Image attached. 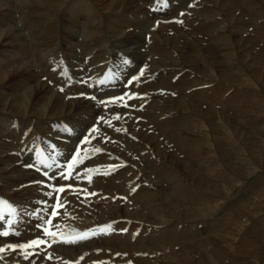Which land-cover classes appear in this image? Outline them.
I'll list each match as a JSON object with an SVG mask.
<instances>
[{"label": "bare ground", "instance_id": "1", "mask_svg": "<svg viewBox=\"0 0 264 264\" xmlns=\"http://www.w3.org/2000/svg\"><path fill=\"white\" fill-rule=\"evenodd\" d=\"M140 1H148L150 7L148 8ZM163 1L6 0L0 2V198L7 201V203H0V207L4 204L5 208L0 211V217H2L0 218V245L9 242L23 243L31 238L43 237V232L37 231L36 224L44 225L43 218H47L53 206V197L47 195L51 189L39 183L40 175L30 167L28 162L31 160L27 158V154H31L30 147L34 150H41L44 137L50 139L49 142L53 143L54 141L60 147V154L71 150L73 146L75 147L78 140L62 141L63 139L59 137L54 139L51 129H62L65 122L73 121L75 130L80 131L79 135L85 133L89 125L97 122L99 130L93 134L95 139L90 146L93 148L102 145L105 151L102 152V148H100L96 157L88 162V166L93 165L94 161L97 162V166L93 165L92 170L106 166L102 164L104 162L110 165L103 169L106 172L104 177L100 176L94 179L92 177L93 181H89L97 189L104 190L103 193L97 194L99 197L91 198L95 208L104 212V215L97 214L94 215L95 218L90 219V217H83L86 210L78 213L80 220H83L82 230L91 228L94 233L92 236L102 237V239L88 241L82 249H79V246L59 248L63 245L61 244L52 248L56 250L55 253L51 251L54 254L50 250L43 253L38 252L44 258L45 254L50 253L51 258L47 260H50L52 264H66L63 262L66 255H79L81 250L86 249L82 264L102 258H108L106 264H155L154 261L159 264L171 263L172 250L158 255L156 252L158 242L170 236L186 238L185 236L191 233V228L196 224L204 223L201 222L202 215L212 207L221 204L220 198H222V205L226 203L227 197H230L227 196V192L231 183L223 184L219 168L213 169L217 176L213 189L215 194H209L204 202L193 201L200 192L192 182L189 181L190 186L181 184L184 182L177 185H183L180 197H182L181 193H190L191 195L190 197L186 196L188 205L185 206V210L187 213L198 216L194 220L182 219L183 216H188L183 212H181L182 216L178 215L179 205H175L173 201L167 199L166 195L170 193V186H165L164 182L172 184L173 171L176 169L173 155L177 148L181 149V146L177 144L178 132L180 139L183 138V143L187 147L192 144L196 145L198 141L209 144L210 148L200 147L201 145L196 147L197 155L201 160L206 155H211L213 158L212 153L215 156L220 155L211 141L217 135L219 139L225 138L228 142L236 140L232 125L236 127L235 119L238 118L234 119L233 115L246 113L244 117H247V121L245 120L247 125L252 128L254 124H260L263 126V128L260 127L263 129L260 134L264 133V112H260L257 116V111H252L251 107L249 108L245 103L247 100L254 102L253 104L257 102L263 105L262 109H264V84L256 80L255 73L240 72L243 69L242 65L244 68H251L250 63L255 58V54L251 52L253 47L250 45V41L257 33L261 32V29L264 31V21L258 29L247 32V36H242L241 33L246 29H243L241 24H248L251 19L241 20V15L235 17L234 10L237 8V6H233L236 4L235 0H202L199 3L200 8L192 10V18L186 17V24L175 26L159 22L161 24L156 25L158 29L152 31L148 40L146 39L147 44L144 42L146 47L143 45V41H145L143 35L145 34H142V29L131 28V26L138 22L150 23L154 20L153 13L166 15L164 9H155V4ZM185 1H190V4L194 5L193 0H167L166 7L171 8V13L174 15L179 9L185 8ZM13 8H15V12H19L18 17L21 20L19 28L15 25L14 16L12 17ZM253 14L255 13L251 12V15ZM143 16L145 20H143ZM257 16L264 17L260 11H257ZM164 19L166 18L164 17ZM224 19L229 21L228 28H225L223 24ZM83 23L84 28L82 33H79V28ZM138 42L147 48L148 54L143 51L142 47L135 46ZM81 45L85 47L86 51L88 48L98 46V49H91L87 52L94 55L90 60L93 63L112 59L113 56L120 54L129 56L127 60H131L132 63L117 68L118 74H120L119 78L126 75V71L130 70L135 62H142L147 58V68L146 71L144 70L146 73L140 78L141 83L138 89L141 88V91L147 94L148 102L143 108H148V110L121 109L119 116L113 120L114 123H106L105 121H110L109 118L115 116L119 111L117 107L103 109L97 101H92L91 96L86 98L88 95H79V93L85 92V89L80 88L79 83H73L74 85L72 84V88L68 91L62 90L66 94L55 91L33 68L31 63L32 61L35 63V60L29 62L23 59L28 54L32 58L38 59L45 65V69L54 70L50 71L52 74H60V77H57V80L60 81L63 79V77L61 78L63 67L65 71L67 67L72 73L78 74L80 69L77 64L82 52ZM237 54L239 56L246 55L247 58L239 59ZM112 62L115 64L114 60ZM135 69L137 66L132 69V72ZM175 75L176 78H171ZM147 77H150L149 82L146 80ZM126 79L127 77L124 78V80ZM61 82L63 84V81ZM119 82L116 81V83ZM206 84L208 86H204ZM134 86H132V90ZM226 89H231L227 96H225ZM92 111L96 112L92 113ZM97 113L104 120L98 119L95 122ZM259 115L261 116L259 117ZM5 121H7V127L3 124ZM12 123H17V126L11 128L10 124ZM25 128H28V132L24 133V130H27ZM164 128H172L173 131ZM211 132L217 135L207 140L204 139ZM101 133L107 136V142H103L104 136ZM34 135L35 137L32 138ZM160 135H163L164 138L161 139ZM244 135L240 139L245 140ZM185 136H189L190 139L187 140ZM248 136L246 137L249 140ZM13 138L21 143H16ZM250 140L245 144L246 149L251 148L253 140ZM256 140L264 141V136ZM39 144L40 147H38ZM241 149L236 147V156L248 155L247 153L243 154L245 149ZM106 150H109L110 154H107ZM81 155L83 154L81 153ZM31 165L33 166V164ZM64 165L65 160L57 173H62ZM77 166L78 164L75 166L74 172L78 175L73 174L70 180L83 182L82 180L85 181L84 177L88 173L79 174V170H76ZM225 171H227L228 178L235 176L232 170L227 168ZM246 175L241 177V181L233 184L232 192L239 193L234 199L244 197L250 200L261 195L258 187L254 189V195L249 196L247 193L255 184H262L264 187V170L255 168ZM160 176L164 178V181L159 180ZM58 177L61 178L60 175H57L55 183L63 184V180H59ZM170 177L172 178L169 180ZM116 178H122V180L118 182L119 179L116 181ZM26 182H31V184H26ZM52 182L51 179L48 180V183ZM84 184L89 185L88 183ZM137 185L139 186L137 187ZM115 187L116 189H113ZM133 188L136 190L132 191ZM125 189L131 200L122 202L119 198H111L114 196L113 192ZM66 193V195L63 193V197L67 196L64 199L69 197L68 201L76 203L89 201L80 199L77 195H71L72 192L66 191ZM104 193L109 196L103 197ZM212 195L221 197L214 198ZM141 198H143L142 201H140ZM45 200L47 204H42L41 201ZM134 201L138 203L139 208L135 211L137 216L131 217L127 214V206ZM119 204L126 207L125 214L122 216L115 215L117 209L115 206ZM9 205L13 207L10 208ZM85 207L88 208L87 205ZM15 210L16 213L20 210L22 215H25L23 221H16L15 217H12ZM69 214L71 216L65 219L67 220L66 229L74 216L71 211ZM116 218L119 219L115 220ZM9 219L13 221L12 225L8 224ZM147 223L156 225H147ZM105 225H111V230L101 231ZM165 225L169 226L164 233L155 235L156 231H152L149 234L152 229L161 232ZM207 227L209 230L205 232L211 231L215 234V229H218L219 225H208ZM5 228H9V234L7 237H2L1 232ZM121 229H127V231L122 232ZM144 231H147V235H144ZM207 235L208 233L203 235V238ZM197 239L201 240L202 238L197 237ZM259 242L262 243L264 240H259ZM168 243L169 241L165 240L163 245ZM200 244L202 247L203 241ZM94 248L102 250H94ZM132 249L137 253L146 251V260L138 254V257H133L128 261L127 256L122 254L125 250L131 252ZM181 251L185 254L186 264H197L189 253L191 249L188 244H185ZM115 253L118 254L116 258L113 257ZM13 255L14 253L9 249L0 253L1 264H12L10 261H13ZM60 255L62 258L58 260ZM33 260L34 258L30 261L31 264H37L42 260L44 264H48V261L41 256L38 261ZM213 261L214 264H221V259L217 257H214Z\"/></svg>", "mask_w": 264, "mask_h": 264}, {"label": "rangeland", "instance_id": "2", "mask_svg": "<svg viewBox=\"0 0 264 264\" xmlns=\"http://www.w3.org/2000/svg\"><path fill=\"white\" fill-rule=\"evenodd\" d=\"M1 1H6V0H0V2ZM13 1H16V0H13ZM140 2L141 3L143 2L146 6H148V8L150 7L148 1L147 2L140 1ZM187 2H188L189 6L192 5V4H190V1H187ZM187 2L185 1L186 4H187ZM235 2H236V4L233 5V6H237V8L234 10L235 15H237V16L241 15L240 16L241 20H248L249 18L251 19L250 23H248V24L242 23L241 24L243 29H248V30L252 29L251 30L252 32L254 31V29H258V27H260V25L262 23V20L257 15H254V14L251 15V12L254 13L255 11L259 10L264 15V2L257 3L256 0H235ZM13 9H14V11H12V12H14V13H12V17L14 16L13 19H14L15 25L19 28V26L21 27V22H20L21 20L18 19L19 18L18 17L19 12H15V8H13ZM244 12H245V14L242 15V13H244ZM176 14H174V15H176ZM163 18H164V16L159 18L160 22L168 23V22H166L167 19H164L165 20L164 21ZM17 19H18V22H17ZM143 20H145L144 16H143ZM151 20H153V19L151 18ZM19 23H20V25H19ZM152 24H153V21H151L148 24L138 22V23H134V25H132L131 28H134V27L138 28V29L140 28V30L142 29V34H145L146 27L149 30V27ZM156 25H158V23H156L154 25L155 28L158 27ZM249 26L252 28L250 29ZM143 27H144L145 31H143L144 30ZM79 33H82L81 27L79 28ZM263 34H264V31H262V29H261V32L257 33L253 37V39L250 41V45L253 47V48H251V52H254V54H255V58L250 63L251 68L250 69L244 68V65H242L243 69L240 70V72L255 73L256 74V80H258L262 84H264V55H263L264 44L263 45L261 44V41H263V43H264V35ZM149 35L150 34H148L146 36V38L143 39V40H145V41H143L144 46H146V44H147V40H148ZM144 36L145 35H143V38H144ZM78 43H77V45H78ZM206 44H208L207 41H206ZM79 45H80V43H79ZM136 45H138L139 47H142L143 51H146L148 54L147 48H144V46L141 45V42L136 43L135 46ZM80 48H81L82 52L79 55V61H78L77 67L79 66V69L81 71L79 70L78 74L75 72L72 73L70 71V69H68L66 67V71H65V69L63 67V70L61 73L62 74L61 78L63 77V79L60 81L57 80V77L59 78L60 74H57V73L52 74L51 72H53L54 70L53 69H45V67H44L45 65L42 62H40L38 59H36L34 57L32 58V56L29 54L27 56L23 57V59L26 61H29V62L32 60H35L34 61L35 63H33V61H32L31 64H32L33 68H35V70H37V72L40 73L41 78L46 80L49 83V85L52 86V88L55 91L66 94L63 91H65V90L68 91V89L72 88V86L75 83L76 84L79 83L78 85L80 86V88L81 89L83 88L86 90L87 82H83L81 79V77L84 76V72H85V70L83 68H85L87 65L86 68H88L90 71H92L90 64H95V62L93 63L92 61H90L91 59L89 60V64H88V61L84 62L82 60L85 58V55L88 53L85 50V47H83V45H81ZM4 51H7V50H4ZM146 52H144V53H146ZM124 56H125V58H124ZM237 56L239 59L247 58L246 55L245 56H239L237 54ZM127 57H129V56H126L125 54H120L118 56L117 55L113 56L112 59H108V62L110 63V65L113 66L112 75H117L118 74L117 68H122L125 64H127L126 63ZM146 59H144V61H142V62H140V61L135 62V65L132 66V68L130 70L126 71V75L117 79L118 82L120 81L119 83H116V81L113 79H111L109 81L110 86L115 91H117V95L122 94V92L133 91L132 86L135 85V82L127 89L123 86V83L126 81V80H124V78H126V77L128 78L130 76V74H134V73L137 74L138 73L137 71L139 70L140 67H142V66L144 67L145 65H147ZM112 60L115 61V64H114V62H112ZM121 61H122V63H121ZM147 62H148V60H147ZM116 63H119L120 65L118 66ZM84 64H86V65H84ZM136 66H137V69H135V71L132 72V69L135 68ZM41 67H42V69H41ZM81 67H82V69H81ZM146 68H145V71H146ZM40 70H41V72H40ZM47 73H49L50 75L49 74L47 75ZM65 73L68 75V77ZM144 73H146V72H144ZM54 75L55 76L57 75V76L55 77ZM171 78H174V77H171ZM61 81H63V84ZM80 81H81V83H80ZM121 82H122V86L120 87ZM66 83L68 84V86ZM137 89H138V87H137ZM89 91H94V92L98 93V88L94 87V88L90 89ZM139 91H140V93L144 92V91H141V88ZM111 93H112V91H110L108 89V87L104 86V92L100 93L99 98L96 97V99H92V101L93 100H95V102L101 101V100H103L101 97H103L104 94H105L104 96H107ZM66 96L68 97L70 95H66ZM141 101L142 100H140V99L136 100L135 105L140 104ZM239 101H242V100H239ZM245 103L248 105L249 108L251 107L250 109L252 111H257L256 112L257 116L260 112H264V109H262L263 105H261L260 103L256 102V104H253L254 102H249L248 100ZM98 105L101 106L100 104H98ZM212 105L216 106L219 104H212ZM143 109H145V111L148 110V108H143ZM139 111H141V110H139ZM95 112L96 111H92V113H95ZM104 112H106V111H104ZM122 113H123V111H122ZM250 113H252V112H250ZM245 114L246 113L241 114V115L236 114L238 117L236 115H233L234 119L238 118V119H235L236 127H234L232 125L233 135H235L236 140H231L230 142H228L225 138L219 139V136L213 132H211L210 134H208L204 138L207 140L208 138H211V137L217 135V137L212 138L211 141L213 142V146L216 148L217 152L220 153V155L215 156L212 153L213 158H211V155H206L204 157V159H202V160L199 159L200 156L197 155L198 151H196V147H199L201 145L200 147L203 146V148H207V147L210 148V146H208L209 144L202 143V142L198 141V142H196V145L192 144V146L187 147V145L183 143V138L180 139L179 132H178L177 144L179 146H181V149L177 148L174 152V155H173L174 161L176 162V165H175L176 169L173 171V176H172L173 180H171L172 184L169 185L168 182H166V181L164 182L165 186L166 185H167V187L170 186L169 187L170 193L168 192L169 195H166L167 199L169 201H173V203L175 205H179L180 211L177 212L178 215L182 216L181 212L187 214L188 216L182 217V219L187 220V221L197 219V217H198V216H194L193 214L187 213L185 210V206L188 205V198H186V196L190 197L191 195H190V193L189 194L181 193L182 197L179 196L180 191L182 190L181 188L183 185L182 186H177V185L180 184V182H184L183 177H181L180 175H184V178H187L188 181L192 182L193 184H195V186H197V189L199 190L200 194L197 197H195L193 199V201L199 200V202H204L207 200L206 198L209 196V194H215V191L213 189H214L215 178L217 176H216V174H214V171H213L214 168H219L221 170V178L220 179L222 180L223 184H227L228 182H230L231 187H229V190L227 192V196H230V197H227L226 203L224 205H222V198H220L221 204L219 206L217 205V206L212 207L210 210H208V212L206 214L202 215L203 219L201 220V222L205 223L204 226H203V224H201L203 226L202 228H200V226H201L200 224H196L193 228L190 229L191 233L189 235H186L185 236L186 238H184V237H176V238L173 237L172 238L170 236V237H165L164 240L158 242L159 244L157 245V249H156V252L158 255H162V254L166 253L167 251L172 250V253L170 254L172 257V262L168 263V264H186V259L184 257L185 254H183L181 251V249L185 246V244L186 245L188 244V246H190L191 251L189 253L192 255L193 261L196 262L197 264H214L215 263L213 261L214 257L221 259V264H264V242H262V243L259 242V240H264V205H263V203H264V187L262 186V184H260V185L255 184L253 186V188L251 189V191H248L247 195H249V196L254 195V189L256 187L259 188L261 195L257 198L250 199V200H248L244 197H238V198L234 199L235 197H237L239 195V193L235 194L232 192L234 189L233 184H236L238 181H241V177L247 176L246 174H248L251 170H253L255 168H261L264 170V141L256 140L257 138L264 136V133L260 134V131L261 132L263 131V129H261V128H263V126L260 124L255 125L254 123L250 122V123L254 124V126L251 128V126L247 125V123H246L247 117L246 118L244 117V116H246ZM99 115H98V117H99ZM161 116H162V114H161ZM260 116L261 115H259V117ZM98 117L95 119V122L98 121ZM250 121H252V120H250ZM6 123H7V121H5L3 124H5V126L7 127ZM67 123H69L72 126V133L69 134V132H70L69 128L65 124H63L64 128H62V129H59V128L53 129L51 127L52 128L51 131L54 134V139L59 137V138L63 139L62 141H67L68 139H73V141H75V140H77L78 137L81 138V136H83L87 133V131H85V133H82V135H79L80 131L75 130V124L73 123V121L67 122ZM95 124H97V122ZM91 125H93V124H91ZM10 126H11V128H15L17 126V123H12V124H10ZM88 128H90V125L87 127V129ZM25 129H27V130H24V133L26 131L28 132V128H25ZM42 129L44 130L45 128H42ZM164 129L168 130V131H173L172 128H164ZM245 130H247V131H245ZM236 133H238V134L236 135ZM242 135L245 136V140L240 139V138H242ZM246 136L249 137V140L251 138H252L251 140H253L250 149H246V147H245V144L249 141ZM33 137H35V135L32 136V138ZM160 137H161V139L164 138L163 135L162 136L160 135ZM185 138L187 140L190 139L189 136H185ZM237 138H239V139H237ZM79 139L76 143L79 142ZM13 140L16 143H19V144L21 143L20 141L19 142L16 141V138H13ZM20 140H23V138H20ZM30 140H31V138H30ZM206 140H205V142H206ZM49 141H50V139H48L46 137H44L43 141H42V147L41 148L47 152L46 154H43L44 158L41 157V155L38 156L35 153H33L35 150L32 147L29 148V152L31 154H27V158H29V160H31L28 162V163H30V165L33 164V166L35 165L37 167H40L44 172L45 171L48 172L49 176L47 178L44 176H41L42 174H39L37 172L40 175L39 178H41V180H47V181L51 178V176L54 173H57L60 171L61 166L63 164V161L64 160L66 161V159L70 156L73 149H75V147L73 146V148L71 150H68L64 154L63 153L60 154L59 151H58V153L57 152H51L50 147L52 144H54L58 148V150H60V147L54 141H53V143L49 142ZM205 144H207V145L205 146ZM238 144H241V145H238ZM75 146H76V144H75ZM38 147H40V144ZM236 147H239L240 149L241 148L245 149L243 154L247 153L248 155H246V156L244 155L245 158H244V156H236V154H235L237 152ZM19 148H20V146H19ZM20 149L22 150V148H20ZM214 152H215V150H214ZM81 153L84 155V152H81ZM62 154H63V156L65 155V157H63V161H60L62 159L61 158ZM83 155L80 154L81 158L83 157ZM41 160H45L46 162L41 164V162H40ZM49 163L52 165L51 167H49ZM106 163L107 162H104L102 164H104L106 166L110 165V164H108V163L106 164ZM86 165H88V163ZM89 167L91 168L92 165H90ZM227 168L229 170H232L235 173V176L228 178L226 175L227 171H225V169H227ZM91 169H93V168H91ZM161 177L162 176L158 177L159 180L164 181V178L163 177L161 178ZM172 177H170L169 180ZM263 177H264V175H263ZM58 178H59V180H63L60 177H58ZM117 179H119V178H116V181H117ZM121 180H122V178L119 179L118 182H120ZM82 181H83V183H85L84 180H82ZM88 184L90 185V184H92V182L91 183L88 182ZM43 185L45 187H48L47 183H45ZM176 186H177V188H176ZM113 189H116V187ZM126 191H127L126 189L125 190H117L116 192H113V193H114V195L117 193L122 194L124 196V198L123 199L119 198V199H121L122 202H125L126 200H131V198L129 196H127ZM100 192L103 193L104 190L100 189ZM175 195H178V197H175ZM212 196H214V195H212ZM66 197L67 196H64V198H66ZM113 197L111 196V198H113ZM125 197H126V199H125ZM142 197H144V196L142 195ZM216 197H221V196L220 195L214 196V198H216ZM116 198H118V197H116ZM228 198L230 199V201H228L229 200ZM67 199L70 200L69 198H67ZM67 199H65V200L68 202V205L76 204V202H73V201L71 202V201H68ZM142 200H143V198H141L140 201H142ZM111 202H114V201H111ZM115 207L117 208L115 210L116 216H122L125 214L126 207L124 208L120 204L115 206ZM127 208H128V213H127L128 215H130L131 217L137 216L135 214V211L138 210L139 205L136 201L129 204L127 206ZM82 210L83 209L79 210L78 213ZM84 210H86V213L83 215V217H90V219L95 218L94 215H97V214L101 215V216L104 215V212H102L101 210L96 211L93 209V211H91L89 208L84 209ZM78 213L72 217L71 224L69 226H72L74 223H76L78 221L82 224V220H80L81 218L78 216ZM24 216L25 215H22L21 211L18 210V212L15 215H13L12 217H15L16 221H23ZM118 219L119 218H116L115 220H118ZM44 220H45V218H43V222H44ZM115 220H113V221H115ZM111 223H113V222H111ZM147 225H154L155 226L156 224L147 223ZM208 225H212V226L219 225V228L215 229V234L211 233V231L205 232L206 230H209V227H207ZM167 226H169V225H165V227L163 228V230L161 232H158V230H156V229H152L149 232V234L152 231L153 232L156 231L155 235H160V234L165 232ZM39 230L40 229L37 227V231H39ZM201 231H202V233H201ZM144 232H145L144 235H147V231H144ZM206 233H208V235L203 238V235H205ZM197 237H200L202 239L198 240ZM165 240H168L169 243L163 245V242ZM201 241H203L202 247L200 244ZM52 248L54 249V247H52ZM52 248L49 249L50 252L52 251L55 253L56 250H53ZM261 251H263V252H261ZM143 252H146V251H143ZM143 252L137 253L133 249L131 252L125 250L122 255L127 256L128 261H130L133 257H136V256L138 257V254H140L139 256L144 257V259L146 260L145 256L141 255ZM54 253H52V254H54ZM154 262H155V264H159L156 261H154ZM0 264H1V262H0ZM27 264H31V262H29Z\"/></svg>", "mask_w": 264, "mask_h": 264}, {"label": "snow or ice", "instance_id": "3", "mask_svg": "<svg viewBox=\"0 0 264 264\" xmlns=\"http://www.w3.org/2000/svg\"><path fill=\"white\" fill-rule=\"evenodd\" d=\"M165 3H167V0H165ZM181 23H183V21L181 20L180 21ZM126 63L128 64H131L132 61L131 60H126ZM147 67V65H145L144 67H141L139 68L138 70V73L137 74H130V77L127 78V84L128 85H132L135 81L139 80L143 74H144V70L145 68ZM111 71V70H109ZM101 83H103V80H101ZM79 95H85V93H79ZM147 94L146 93H139V92H136V91H131V92H123L120 96H111V97H107V101L105 100H101L100 103L107 107V103L108 102H120V103H123L124 105L127 106L128 104V100L131 99L132 97H136V96H146ZM91 99H96L95 96H91ZM146 102V100H145ZM136 105L135 104H132L131 107H135ZM140 107H143V104H140L139 105ZM99 120H104L103 117H98ZM139 119V118H137ZM106 123H110V121H105ZM97 129V125L96 124H93L90 128H88L86 131H87V134L83 135L82 139L80 140L79 144L76 146L75 148V151L73 153L70 154V157L66 159V172H67V175L65 176L64 173H54L52 175V177L50 178L53 182L52 183H48L47 180H41L39 181L40 184H45L47 183L48 185V188L51 189V191H49L47 193V195L49 197H53L55 198V203L54 205L52 206L51 208V212H50V215L48 216V219H47V223L48 225H51L52 224V219L54 217H58L60 215V212L58 211V209H62L64 207V204L67 203V201H64V203H61V197H60V193H65V195L67 194L65 192V189H75L77 191L80 190V186L79 185H75V184H72V183H67V184H59L57 185L55 183V180L57 178V175H60L61 178L63 179H69L73 174H76L78 175V173H75L74 172V169H75V166L77 164H82L83 163V160L81 159V156H80V153L82 151V148H81V145L85 144L86 142L89 141L90 139V136L93 132V130ZM69 131H71V129H69ZM125 131H127V129H125ZM93 139L95 137H92ZM105 139H108L107 137H105ZM101 149H97V151H100ZM86 151V150H84ZM43 153V150H39L37 152V155L40 156L41 154ZM41 164L45 163L46 161L45 160H41L40 161ZM52 165L49 163V167H51ZM31 167H34V166H31ZM112 167H115V166H112ZM87 171H92L91 169H88ZM44 177H48L49 174L47 171H45L43 173ZM88 180H91V176H88L87 177ZM139 185H137L138 187ZM136 188H133L132 191H135ZM55 194V195H54ZM83 194V193H82ZM88 195H95V193H88ZM116 197H113V199H115ZM126 199V197H125ZM0 203H7V201H4L3 198H0ZM42 204H47V201H41ZM9 207H13L12 205H9ZM14 210V209H13ZM45 211H47V209H45ZM2 218V217H0ZM13 221L11 219L8 220V224L9 225H12ZM107 230H111V225H105L103 228H101V231H107ZM122 231H127V229H121ZM44 232L52 237L54 240L57 236H59V238L61 240H66V241H71V240H80V239H84L90 235H93V230L92 229H88L87 231H83V232H79L78 234L76 235H68V236H65L63 235L62 233L60 232H57V231H54L52 230L51 227H44ZM3 235L7 236L8 235V231H4ZM48 243L47 240L45 239H41L39 237H37L36 239H33V240H30V241H27L26 243H21V244H15V243H12V244H7V245H0V252H3L5 251L7 248H12L13 250L15 249H24L25 250V253L26 255L28 254V249L29 248H32V249H35V247L39 244H46Z\"/></svg>", "mask_w": 264, "mask_h": 264}]
</instances>
